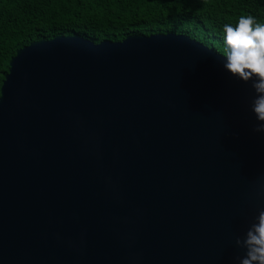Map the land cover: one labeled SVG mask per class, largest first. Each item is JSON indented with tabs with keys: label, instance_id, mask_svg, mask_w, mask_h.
<instances>
[{
	"label": "water",
	"instance_id": "obj_1",
	"mask_svg": "<svg viewBox=\"0 0 264 264\" xmlns=\"http://www.w3.org/2000/svg\"><path fill=\"white\" fill-rule=\"evenodd\" d=\"M222 56L175 34L19 50L0 89V264H237L264 134Z\"/></svg>",
	"mask_w": 264,
	"mask_h": 264
},
{
	"label": "trees",
	"instance_id": "obj_2",
	"mask_svg": "<svg viewBox=\"0 0 264 264\" xmlns=\"http://www.w3.org/2000/svg\"><path fill=\"white\" fill-rule=\"evenodd\" d=\"M241 14L264 22V0H0V89L11 59L34 42L175 34L224 55L223 26Z\"/></svg>",
	"mask_w": 264,
	"mask_h": 264
},
{
	"label": "clouds",
	"instance_id": "obj_3",
	"mask_svg": "<svg viewBox=\"0 0 264 264\" xmlns=\"http://www.w3.org/2000/svg\"><path fill=\"white\" fill-rule=\"evenodd\" d=\"M226 63L224 68L244 83L252 82L254 97L251 111L257 124L253 131L264 134V22L250 14H241L237 22L223 26ZM235 246L243 256L234 257L237 264H264V209L243 237H234Z\"/></svg>",
	"mask_w": 264,
	"mask_h": 264
},
{
	"label": "rangeland",
	"instance_id": "obj_4",
	"mask_svg": "<svg viewBox=\"0 0 264 264\" xmlns=\"http://www.w3.org/2000/svg\"><path fill=\"white\" fill-rule=\"evenodd\" d=\"M208 44H210V43H208ZM223 55V54H222Z\"/></svg>",
	"mask_w": 264,
	"mask_h": 264
}]
</instances>
